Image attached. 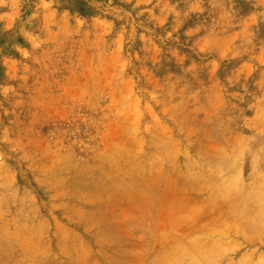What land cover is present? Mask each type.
Segmentation results:
<instances>
[{
    "label": "rangeland",
    "instance_id": "374dc122",
    "mask_svg": "<svg viewBox=\"0 0 264 264\" xmlns=\"http://www.w3.org/2000/svg\"><path fill=\"white\" fill-rule=\"evenodd\" d=\"M0 264H264V0H0Z\"/></svg>",
    "mask_w": 264,
    "mask_h": 264
},
{
    "label": "bare ground",
    "instance_id": "6f19581e",
    "mask_svg": "<svg viewBox=\"0 0 264 264\" xmlns=\"http://www.w3.org/2000/svg\"><path fill=\"white\" fill-rule=\"evenodd\" d=\"M187 215H189V214H187ZM210 232V231H209ZM211 234H212V232H211Z\"/></svg>",
    "mask_w": 264,
    "mask_h": 264
}]
</instances>
